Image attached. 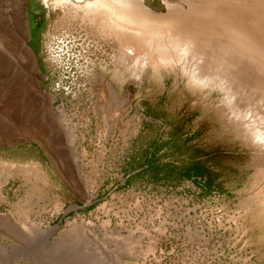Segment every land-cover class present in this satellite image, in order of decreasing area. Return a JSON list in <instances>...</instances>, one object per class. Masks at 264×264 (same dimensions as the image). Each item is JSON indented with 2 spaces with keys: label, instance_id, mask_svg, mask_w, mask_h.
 <instances>
[{
  "label": "rangeland",
  "instance_id": "obj_1",
  "mask_svg": "<svg viewBox=\"0 0 264 264\" xmlns=\"http://www.w3.org/2000/svg\"><path fill=\"white\" fill-rule=\"evenodd\" d=\"M213 1L264 16V0ZM33 2L0 0V162L38 174L0 180V264H264V68L194 36L104 103L112 44L60 13L31 18ZM153 145L160 165L198 160L209 191L128 170Z\"/></svg>",
  "mask_w": 264,
  "mask_h": 264
},
{
  "label": "bare ground",
  "instance_id": "obj_2",
  "mask_svg": "<svg viewBox=\"0 0 264 264\" xmlns=\"http://www.w3.org/2000/svg\"><path fill=\"white\" fill-rule=\"evenodd\" d=\"M43 1L49 10L61 12V17L67 19V22L61 24L63 28H65L64 25L71 24V27L66 26V30H73V26H78L80 29L77 32L74 31L80 33L81 30L86 29L81 24L82 22L88 27H94L92 29L95 33L102 35L101 42H99L90 34L92 39L90 38L89 42L92 46H97V43L107 46L112 44L113 53L110 55L112 69L109 71L111 77L107 80L104 78L106 84L104 103L108 99H110L109 103L111 101L118 103L121 99L118 86L123 83L125 75L131 79L133 84H138L137 79L142 78L138 71H142L150 61L159 60L167 48L171 47L176 50L177 43H191L194 36L208 37L215 35L225 37L230 43H234L249 54L255 62L264 68V16L245 11L234 1L216 4L213 0H190L189 3L186 0L190 9L187 14L173 13L162 16L152 15L147 10L130 4L126 0ZM95 24H98V26ZM253 71L255 70L253 69ZM144 75H146V72ZM57 119L65 123L68 122L63 106L58 110ZM66 130L67 139L73 141L75 135L72 127L68 125ZM32 168L34 170V167ZM30 171H26V167L23 166L0 162L1 183L18 175H22L24 179H20L25 181L26 177L31 174L36 181L38 175H36V169L35 174ZM39 176L41 177V174ZM260 195L262 197V211L256 206L257 201L252 200V204L255 206L254 209L252 208V212L254 216L262 221V214L264 215V189ZM29 198L31 199L30 196ZM25 199L28 200V198ZM129 235L130 238L134 236L133 233H129ZM130 238H127V241L130 240V243L133 244L134 240Z\"/></svg>",
  "mask_w": 264,
  "mask_h": 264
},
{
  "label": "trees",
  "instance_id": "obj_3",
  "mask_svg": "<svg viewBox=\"0 0 264 264\" xmlns=\"http://www.w3.org/2000/svg\"><path fill=\"white\" fill-rule=\"evenodd\" d=\"M157 149L153 145L150 151L146 152L145 156L141 159L140 163H136L130 169H137L138 171L134 175H146L148 178L158 184H176L181 180L189 179L191 176L198 177L200 179L201 188L205 191L210 189V179L207 177L205 169L202 167L198 160H191L187 169L178 171L173 166L160 165L155 159ZM166 166V167H165ZM132 177V176H131ZM131 177H127V183L131 180Z\"/></svg>",
  "mask_w": 264,
  "mask_h": 264
},
{
  "label": "water",
  "instance_id": "obj_4",
  "mask_svg": "<svg viewBox=\"0 0 264 264\" xmlns=\"http://www.w3.org/2000/svg\"><path fill=\"white\" fill-rule=\"evenodd\" d=\"M130 4L139 6L142 9L147 10L152 15H168V14H187L189 11L188 3L182 2H169L168 0H126ZM133 2V3H132ZM34 13L41 19H45L52 13H61L58 11L49 10L44 4L43 0H34L32 4ZM183 17V16H182ZM181 17V18H182ZM28 32V30H27Z\"/></svg>",
  "mask_w": 264,
  "mask_h": 264
},
{
  "label": "crops",
  "instance_id": "obj_5",
  "mask_svg": "<svg viewBox=\"0 0 264 264\" xmlns=\"http://www.w3.org/2000/svg\"><path fill=\"white\" fill-rule=\"evenodd\" d=\"M38 17H39V16H37V15L34 13L33 9H32V11H31V18L39 19ZM32 22H34V23L37 24V28L39 27V25H38L39 23H38V22H35V21H33V20H32Z\"/></svg>",
  "mask_w": 264,
  "mask_h": 264
},
{
  "label": "flooded vegetation",
  "instance_id": "obj_6",
  "mask_svg": "<svg viewBox=\"0 0 264 264\" xmlns=\"http://www.w3.org/2000/svg\"><path fill=\"white\" fill-rule=\"evenodd\" d=\"M40 19V17H38Z\"/></svg>",
  "mask_w": 264,
  "mask_h": 264
}]
</instances>
